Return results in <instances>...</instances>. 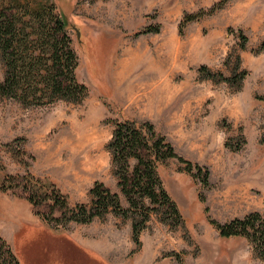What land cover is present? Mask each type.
<instances>
[{
	"label": "rangeland",
	"instance_id": "1",
	"mask_svg": "<svg viewBox=\"0 0 264 264\" xmlns=\"http://www.w3.org/2000/svg\"><path fill=\"white\" fill-rule=\"evenodd\" d=\"M219 1L0 0V7L28 3L34 9L56 3L73 32L78 76L90 87L82 103L34 107L0 100V263L264 264L249 240L224 238L210 223L264 210V104L256 97L264 93V51H257L264 0H231L181 27L187 12ZM152 24L161 30L147 31ZM238 52L249 71L240 87L201 78V66L230 74L227 61ZM126 119L152 122L180 156L210 170L212 185L203 188L178 158L160 167L181 224L154 215L137 244L132 217L110 213L80 223L51 212L49 198L35 206L14 185L13 176L31 173L44 179L51 196L58 189L76 206L90 203V190L101 180L128 208L108 150L115 121ZM34 181L25 180L29 187ZM28 218L42 225L25 235L18 229Z\"/></svg>",
	"mask_w": 264,
	"mask_h": 264
},
{
	"label": "trees",
	"instance_id": "2",
	"mask_svg": "<svg viewBox=\"0 0 264 264\" xmlns=\"http://www.w3.org/2000/svg\"><path fill=\"white\" fill-rule=\"evenodd\" d=\"M230 1L220 0L208 9L187 12L181 20V27L223 9ZM147 29L161 30L159 24H152ZM241 37L242 48L245 49L249 40L244 33ZM73 42L69 20L54 2L37 9L28 3L0 7V60L5 75L3 79L0 78V100L13 99L34 107L51 106L57 101L82 103L89 96L90 87L78 76L80 59ZM257 51H264V39ZM235 55L234 60L229 57L227 61L232 69L230 74L201 66V78L240 87L249 71L242 66V55L239 52ZM231 61L233 64H230ZM256 97L264 104V93L256 94ZM261 126L260 140L264 143V116ZM113 130L108 150L113 172L118 177V187L129 202L128 208L123 205L120 193L101 180L96 181L90 190V203L70 206L66 195L60 190L56 189L54 196H51L43 178L31 173L27 175L35 180V185L31 187L25 182L27 176H13L12 179H17L14 185L25 191L27 201L41 206L42 200L49 198L55 203L51 212L55 209L64 211L70 220L86 224L95 218H106L110 213L132 217L133 238L137 244H141V234L154 215L174 225L184 222L176 200L164 184L160 167L170 158H178L185 162L183 170L194 178H201L203 188L211 187V172L206 166L180 156L173 143L150 121L117 120ZM200 199L206 200L205 193H200ZM36 213L50 219V224L51 217H46V213ZM210 223L217 227L224 238L245 237L264 257V210L253 211L243 218L237 217L227 222L210 218ZM52 228L57 230V227ZM15 261L22 264L18 259ZM5 263L7 261L0 264Z\"/></svg>",
	"mask_w": 264,
	"mask_h": 264
},
{
	"label": "crops",
	"instance_id": "3",
	"mask_svg": "<svg viewBox=\"0 0 264 264\" xmlns=\"http://www.w3.org/2000/svg\"><path fill=\"white\" fill-rule=\"evenodd\" d=\"M37 224L42 225V222H36V221H31V219H26L20 226V228L18 229L19 231H23L25 233V235H29V233H31V229L35 226H37ZM17 230V231H18Z\"/></svg>",
	"mask_w": 264,
	"mask_h": 264
}]
</instances>
